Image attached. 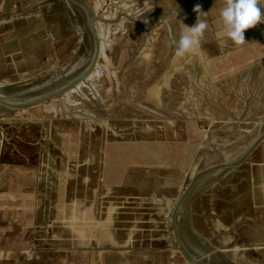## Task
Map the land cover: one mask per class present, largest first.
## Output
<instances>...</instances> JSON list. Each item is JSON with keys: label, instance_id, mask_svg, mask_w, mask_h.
Wrapping results in <instances>:
<instances>
[{"label": "water", "instance_id": "obj_1", "mask_svg": "<svg viewBox=\"0 0 264 264\" xmlns=\"http://www.w3.org/2000/svg\"><path fill=\"white\" fill-rule=\"evenodd\" d=\"M225 5L0 0V264H264V6L236 45Z\"/></svg>", "mask_w": 264, "mask_h": 264}, {"label": "clouds", "instance_id": "obj_2", "mask_svg": "<svg viewBox=\"0 0 264 264\" xmlns=\"http://www.w3.org/2000/svg\"><path fill=\"white\" fill-rule=\"evenodd\" d=\"M259 3L260 0H226V5L220 12L224 30L218 35L226 36L236 45L243 44L245 30L261 22ZM194 11L198 14L196 23L192 27L185 26L187 31L181 34L175 50L178 57L184 56L198 46L207 28L206 21L198 19L204 14L201 13V6L196 5Z\"/></svg>", "mask_w": 264, "mask_h": 264}, {"label": "crops", "instance_id": "obj_3", "mask_svg": "<svg viewBox=\"0 0 264 264\" xmlns=\"http://www.w3.org/2000/svg\"><path fill=\"white\" fill-rule=\"evenodd\" d=\"M260 3L264 6V0H260Z\"/></svg>", "mask_w": 264, "mask_h": 264}]
</instances>
